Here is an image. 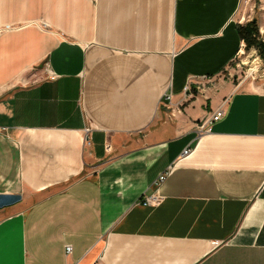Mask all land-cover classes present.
<instances>
[{
    "label": "crops",
    "instance_id": "1",
    "mask_svg": "<svg viewBox=\"0 0 264 264\" xmlns=\"http://www.w3.org/2000/svg\"><path fill=\"white\" fill-rule=\"evenodd\" d=\"M241 6L0 0V264H264V76L189 81L242 52Z\"/></svg>",
    "mask_w": 264,
    "mask_h": 264
},
{
    "label": "rangeland",
    "instance_id": "2",
    "mask_svg": "<svg viewBox=\"0 0 264 264\" xmlns=\"http://www.w3.org/2000/svg\"><path fill=\"white\" fill-rule=\"evenodd\" d=\"M249 1H242L239 12L242 16L240 20L243 24L255 20L258 29L256 38L264 45V9L258 11L257 8H254L251 11ZM243 47L242 52L232 60L230 65L222 72V75L215 78L214 84L216 86L221 80L231 83L234 87L240 83H242V86H246L252 80H258L264 76V51L255 45L246 46L245 44Z\"/></svg>",
    "mask_w": 264,
    "mask_h": 264
},
{
    "label": "built area",
    "instance_id": "3",
    "mask_svg": "<svg viewBox=\"0 0 264 264\" xmlns=\"http://www.w3.org/2000/svg\"><path fill=\"white\" fill-rule=\"evenodd\" d=\"M247 1H249V0H247ZM249 6H250V3H249ZM262 8L263 7L260 6L258 8V10H261ZM253 9H254V7L250 6V10L253 11ZM263 14H264V12H263ZM222 72L219 73L216 76H211V75L191 76V77H189L190 78L189 81L192 82L194 80L199 79L200 82L197 83V88L199 90H202L205 87V85H210V86L215 85L214 84L215 78L216 77L217 78L220 77L222 75ZM185 88L186 89L190 88V83H187ZM165 97H166L167 100H170L171 96H170V94L166 93ZM226 103H227V99H224L215 110H213L207 117H205L203 120L200 121V123H198L196 125V130H197L198 134H203V133L209 132L210 131V125L213 122L220 120L224 116ZM88 132H89V128H86L85 129V134H87ZM106 149H109L108 145H106ZM189 152H190V148H185L183 150V152H182V155H186ZM170 169L171 168H169L166 171L161 172V173L158 174V176L156 177V179L154 180V183H153L155 189L152 192H150L148 194H144L142 196V198L140 199V203L141 204H143V205H151V206L154 205L155 206V205H158L162 201V196L159 194L158 188L164 182V180L166 179L167 175L170 172ZM65 251H66L67 254H69L71 252V245L70 244H67L65 246ZM93 264H97V262H94Z\"/></svg>",
    "mask_w": 264,
    "mask_h": 264
},
{
    "label": "trees",
    "instance_id": "4",
    "mask_svg": "<svg viewBox=\"0 0 264 264\" xmlns=\"http://www.w3.org/2000/svg\"><path fill=\"white\" fill-rule=\"evenodd\" d=\"M239 33L245 41L246 46L255 45L264 51V45L257 40L258 34L257 24L254 21H249L246 24L239 25ZM19 199V195H13L7 198L2 204H9Z\"/></svg>",
    "mask_w": 264,
    "mask_h": 264
},
{
    "label": "water",
    "instance_id": "5",
    "mask_svg": "<svg viewBox=\"0 0 264 264\" xmlns=\"http://www.w3.org/2000/svg\"><path fill=\"white\" fill-rule=\"evenodd\" d=\"M254 22H255V20H254Z\"/></svg>",
    "mask_w": 264,
    "mask_h": 264
}]
</instances>
